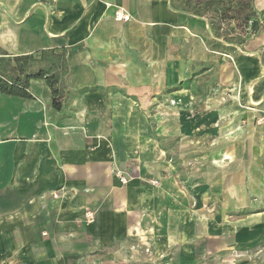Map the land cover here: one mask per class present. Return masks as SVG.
<instances>
[{
  "label": "crops",
  "instance_id": "crops-1",
  "mask_svg": "<svg viewBox=\"0 0 264 264\" xmlns=\"http://www.w3.org/2000/svg\"><path fill=\"white\" fill-rule=\"evenodd\" d=\"M119 9L130 21L116 20ZM220 39L170 0H0V48L10 56L67 51L65 85L79 93L60 111L44 82L33 83L30 101L0 93V264H203L222 248L208 229L211 195L226 212L227 199L246 197L250 173L229 170L226 159L249 162L254 187L256 172L264 175V129L256 125L264 50L243 53L250 40L241 47ZM214 42L227 49L215 52ZM198 60L220 65L216 86L201 96L204 116L225 126L215 147L193 144V119L180 125L196 105ZM157 119L162 130L173 125L163 134L183 132L174 153L188 165L187 182L155 140ZM248 135L252 158L244 162ZM255 190L264 198V183ZM166 253L172 259L163 263Z\"/></svg>",
  "mask_w": 264,
  "mask_h": 264
},
{
  "label": "rangeland",
  "instance_id": "rangeland-1",
  "mask_svg": "<svg viewBox=\"0 0 264 264\" xmlns=\"http://www.w3.org/2000/svg\"><path fill=\"white\" fill-rule=\"evenodd\" d=\"M167 1V0H166ZM197 2H208L210 4L215 3L213 5V10H208L203 13L202 17L207 20L212 32L216 37L221 38L222 41L232 42L235 45H239L243 47L242 44L238 42L244 41L246 42L250 40L245 49H241L243 53H252L256 51V55L260 54L262 50H264V0H196ZM195 3V1H194ZM240 4V5H239ZM242 5H245L246 9L243 11ZM222 13V14H221ZM254 14V19L251 21H245V15ZM227 15L230 19L221 20L220 15ZM224 16V15H223ZM254 21H258L260 26L255 34L251 33V26ZM206 23V21H203ZM184 32L190 33L186 30ZM208 35L211 33L207 31ZM185 37V36H182ZM254 42L256 44L254 45ZM227 47L214 42V51L215 52H223ZM62 52H58L56 58L50 59L55 63L56 67H61L63 64V59L61 57ZM171 56V61H173V55ZM181 59L188 60V52L181 55ZM210 65L204 62H200L198 60V66L196 68L197 73V101L196 105L189 107L186 106L184 110L186 113L185 116H181V127L184 126V121L193 119L195 127L193 129L197 130L196 138H194L193 144L195 145H208V146H216V140L219 136L224 134L225 129L223 125L219 124L218 118L216 115H211L210 118L204 116L205 106L203 105L202 100V92L205 85L212 84L216 86L219 68L216 65V62ZM210 73V74H209ZM66 77L64 72H61L60 76V84H66ZM193 78V77H192ZM191 78V81L193 80ZM205 79V80H204ZM190 81V82H191ZM189 80L186 79L182 86H188L190 84ZM192 84V83H191ZM187 88V87H185ZM264 88V87H263ZM262 87L258 90L263 89ZM262 92V90H261ZM229 94V93H228ZM228 100L225 95L222 97ZM225 100V101H226ZM193 102V101H192ZM168 107H166L167 109ZM181 111V110H180ZM145 113L151 112L150 110L144 111ZM183 114V113H182ZM154 130L156 131V141L161 149L167 152L168 158L170 162L174 164L175 169L178 173V179L180 176L181 182H187V164H183L182 160L179 158V155L176 152V148L179 144V141L186 140L183 136V132L181 133V137H172L168 136L167 133L163 134V132H167L166 130H173V125H166L167 129L162 130L160 123L157 120H153L151 122ZM171 124V123H170ZM257 129L260 127L264 129V111H259V114L256 118ZM192 128V127H191ZM185 133V132H184ZM252 133V132H250ZM253 135V133H252ZM188 136V135H186ZM189 141V140H188ZM240 144L243 147L244 155L241 157V160L244 162L251 161L252 151L251 147L253 146V137L250 135L246 136L244 139L240 140ZM224 146H227L225 144ZM173 153V154H172ZM232 154V153H230ZM233 160L229 158L226 161L229 163V170L234 167L238 168L240 166H247L250 173L248 171L243 172L246 177L245 185H246V197H239L240 200L234 199L229 200L223 203L222 206H225L227 211L222 212L220 210V200L214 199L215 192L209 201L210 205L208 208L214 211V216L211 219V224L208 229H212L213 234L211 237H221L224 240L222 244V248L218 251H214V253L209 256L206 255L204 260H201L203 264H264V198H258L254 194L255 188L258 189L261 183H264V175L260 177L258 175L261 172H256V186H252V182H250L251 174V164L249 162L244 164L242 162L237 161L236 155L233 156ZM261 161V157H260ZM257 163V162H256ZM259 164V163H258ZM264 165V163H263ZM233 171V170H231ZM237 171V170H236ZM236 171L233 173H236ZM240 171V170H239ZM226 168L220 170L219 172L215 171V177H223L225 176ZM234 180H237L236 176H233ZM263 178V179H262ZM157 185V181H154ZM254 182V181H253ZM242 183H237L234 185L235 188L238 187L237 191H239ZM251 187V188H250ZM242 188V187H241ZM264 192V191H263ZM255 195V196H254ZM245 196V195H243ZM225 214V216H223ZM205 239V238H204ZM201 238H197L199 247L202 246L203 240ZM209 239V238H208ZM163 260V263L167 260L172 259V255L167 254L160 256ZM201 264V263H200Z\"/></svg>",
  "mask_w": 264,
  "mask_h": 264
},
{
  "label": "trees",
  "instance_id": "trees-1",
  "mask_svg": "<svg viewBox=\"0 0 264 264\" xmlns=\"http://www.w3.org/2000/svg\"><path fill=\"white\" fill-rule=\"evenodd\" d=\"M170 3L173 10L196 17H202L204 12L213 10V5L215 4L203 1L197 2L196 0H170ZM241 9L244 11L246 9L245 5H242ZM223 15H220V21L230 19L227 15ZM253 19V13L245 15L244 18L245 21ZM258 26H260L258 21L252 23V34L256 33ZM238 43L244 44V41ZM58 52H62L63 64L61 67H56L55 63L49 60V58H56ZM262 61L264 63V57ZM62 71L65 76L70 71L67 51L49 49L29 55L10 56L0 48V93L3 95L30 101L35 98L32 90L33 83L44 82L51 92L53 108L60 111L66 100L71 99L75 94H79L78 92L70 91L66 85L60 84Z\"/></svg>",
  "mask_w": 264,
  "mask_h": 264
},
{
  "label": "built area",
  "instance_id": "built-area-1",
  "mask_svg": "<svg viewBox=\"0 0 264 264\" xmlns=\"http://www.w3.org/2000/svg\"><path fill=\"white\" fill-rule=\"evenodd\" d=\"M131 17L130 15L126 14L124 11H122L121 9L117 10L116 12V20L118 22L121 21H130ZM118 177L121 180L122 184H128L129 182V178L127 175H124L123 173H118ZM153 185H156V183L154 181L151 182ZM86 217L89 223H93L95 221V213L92 211H89L86 213ZM149 252V251H148Z\"/></svg>",
  "mask_w": 264,
  "mask_h": 264
}]
</instances>
